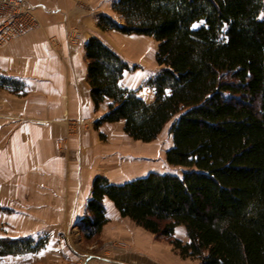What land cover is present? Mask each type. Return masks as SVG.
Wrapping results in <instances>:
<instances>
[{
	"label": "trees",
	"instance_id": "1",
	"mask_svg": "<svg viewBox=\"0 0 264 264\" xmlns=\"http://www.w3.org/2000/svg\"><path fill=\"white\" fill-rule=\"evenodd\" d=\"M122 19L98 26L158 42L159 71L145 81L147 102L122 79L131 66L97 37L86 42L88 78L98 120L124 121L135 140L151 142L171 123L167 162L123 183L97 175L78 225L86 239L108 223L105 198L123 217L201 264H264V0H115ZM20 82L0 76V87ZM183 225L188 241L175 236ZM38 236H0V256L36 253Z\"/></svg>",
	"mask_w": 264,
	"mask_h": 264
},
{
	"label": "crops",
	"instance_id": "2",
	"mask_svg": "<svg viewBox=\"0 0 264 264\" xmlns=\"http://www.w3.org/2000/svg\"><path fill=\"white\" fill-rule=\"evenodd\" d=\"M114 1L29 0L39 26L0 43V76L20 82L18 90L0 87V236L49 235L47 247L30 258L0 257V264H55L76 255L91 259L83 264H201L182 258L170 243L123 217L109 197L100 259L92 257L94 244L78 225L88 211L97 175L123 183L151 171L170 172L155 165L156 139L129 142L115 129L118 124L124 129V121L97 125L108 102L97 109L92 99L86 42L97 37L131 66L138 65L117 47L121 32L98 26L104 14L123 22L113 10ZM71 27L80 30L78 43L67 41ZM53 36L58 47L49 44ZM134 74H125L123 86L152 102L155 91L144 83L155 74L141 81ZM74 122L84 125H78L80 132ZM170 147L164 151L167 164ZM175 236L189 240L183 225ZM118 241L125 245H116Z\"/></svg>",
	"mask_w": 264,
	"mask_h": 264
},
{
	"label": "rangeland",
	"instance_id": "3",
	"mask_svg": "<svg viewBox=\"0 0 264 264\" xmlns=\"http://www.w3.org/2000/svg\"><path fill=\"white\" fill-rule=\"evenodd\" d=\"M35 14V13H34ZM120 32V31H119ZM71 35H77L78 39L80 41V30L77 27H71L68 29L67 31V41L69 43H76L73 42L72 37L69 38L68 34ZM51 42V46H57L59 45V41H57V39H55V37H50L49 41ZM54 42V43H53ZM58 44V45H57ZM116 45L117 47L121 50V52L123 53V56H126V58H128L129 62L131 64L137 63L138 64V68L135 70V74L136 76L140 75V80L142 79H147L149 76L154 75L156 72L159 71L160 67L156 61V53H157V49H158V42L149 36H145V35H138V34H125L121 32V36L120 38L116 39ZM143 80V81H144ZM149 92V88L145 87L144 89V93H148ZM73 125L75 126V132H80V128L83 127L81 126L82 123L78 122V123H73ZM80 125V126H78ZM169 125L170 123H168L166 125V127L163 129V131L161 132V134L158 136V138L155 141V156L154 159L155 161V165L157 167H159V169L163 170V171H170V172H178L177 169L172 168L171 166H169L165 160H164V151L170 147L172 145V138L169 134ZM115 129L117 132L123 134L124 137H126L129 142H133V143H140L141 141H135L132 137H130L123 129L121 124H118L115 126ZM135 141V142H134ZM82 232V230H81ZM83 233V232H82ZM102 233V232H101ZM180 232L178 231V234ZM44 234V233H41ZM83 235L85 236V234L83 233ZM85 240L90 244H94L92 247V257L95 259H100L101 256H103L100 253V249L103 247L102 245V241L100 238V234L97 236H93L91 239H86ZM167 243H169L167 240L165 239H161ZM125 245L124 242L122 241H118L116 245L119 244ZM49 244V242H48ZM47 244V245H48ZM87 244V243H86ZM85 244V245H86ZM172 245V244H171ZM121 246V245H119ZM173 246V245H172ZM47 247V246H46ZM45 247V248H46ZM174 247V246H173ZM43 250V249H42ZM174 250H176L174 248ZM177 251V250H176ZM178 252V251H177ZM38 253V252H36ZM32 254L35 253H28V254H24V257L30 258ZM18 256V255H16ZM22 256V255H19ZM73 256V254H72ZM1 257V256H0ZM6 257V256H3ZM91 257V258H92ZM83 256L80 257L78 255H76V257H69V258H64V259H59V261H56L55 264H81L83 261ZM91 260L90 258L87 259ZM40 264H49V263H40ZM52 264V263H51Z\"/></svg>",
	"mask_w": 264,
	"mask_h": 264
},
{
	"label": "built area",
	"instance_id": "4",
	"mask_svg": "<svg viewBox=\"0 0 264 264\" xmlns=\"http://www.w3.org/2000/svg\"><path fill=\"white\" fill-rule=\"evenodd\" d=\"M37 26L39 21L29 0H0V43L25 34ZM68 36L72 37L73 42H79L76 34L69 33Z\"/></svg>",
	"mask_w": 264,
	"mask_h": 264
},
{
	"label": "snow or ice",
	"instance_id": "5",
	"mask_svg": "<svg viewBox=\"0 0 264 264\" xmlns=\"http://www.w3.org/2000/svg\"><path fill=\"white\" fill-rule=\"evenodd\" d=\"M261 18H264V16H262Z\"/></svg>",
	"mask_w": 264,
	"mask_h": 264
}]
</instances>
